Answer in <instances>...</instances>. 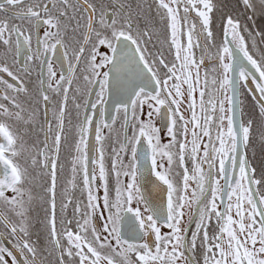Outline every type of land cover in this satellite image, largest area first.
Segmentation results:
<instances>
[{"label": "snow or ice", "instance_id": "6c2138e0", "mask_svg": "<svg viewBox=\"0 0 264 264\" xmlns=\"http://www.w3.org/2000/svg\"><path fill=\"white\" fill-rule=\"evenodd\" d=\"M0 264H264V0H0Z\"/></svg>", "mask_w": 264, "mask_h": 264}, {"label": "flooded vegetation", "instance_id": "af4514ba", "mask_svg": "<svg viewBox=\"0 0 264 264\" xmlns=\"http://www.w3.org/2000/svg\"><path fill=\"white\" fill-rule=\"evenodd\" d=\"M259 160H260V158H259V150H257V160L254 163H256L257 165H259ZM149 179H151V178H149ZM165 231H166V229H165Z\"/></svg>", "mask_w": 264, "mask_h": 264}]
</instances>
